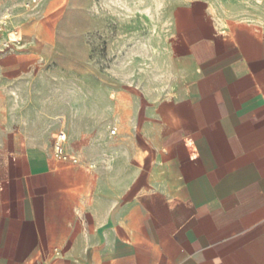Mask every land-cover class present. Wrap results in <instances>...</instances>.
Masks as SVG:
<instances>
[{
	"label": "crops",
	"instance_id": "obj_1",
	"mask_svg": "<svg viewBox=\"0 0 264 264\" xmlns=\"http://www.w3.org/2000/svg\"><path fill=\"white\" fill-rule=\"evenodd\" d=\"M168 1L170 87L114 83L88 121L36 103L42 47L0 54V264H264V29Z\"/></svg>",
	"mask_w": 264,
	"mask_h": 264
},
{
	"label": "rangeland",
	"instance_id": "obj_2",
	"mask_svg": "<svg viewBox=\"0 0 264 264\" xmlns=\"http://www.w3.org/2000/svg\"><path fill=\"white\" fill-rule=\"evenodd\" d=\"M169 4L168 0H59L50 11L40 0L13 15L21 42L0 54L22 55L42 47L36 52L46 57L35 66L36 103L50 105L56 110L52 115L63 111L71 122L88 121L92 106L104 104L103 91L114 83L116 88L130 82L148 90L170 87L171 63L165 50ZM230 7L236 20L264 29V2L232 0Z\"/></svg>",
	"mask_w": 264,
	"mask_h": 264
},
{
	"label": "built area",
	"instance_id": "obj_3",
	"mask_svg": "<svg viewBox=\"0 0 264 264\" xmlns=\"http://www.w3.org/2000/svg\"><path fill=\"white\" fill-rule=\"evenodd\" d=\"M40 0H29L23 6L24 10H28ZM14 16L4 15L0 18V52L9 49L11 46H16L21 42V34L13 24ZM113 134L114 131H111ZM67 136L63 130L58 131L52 139L53 158L59 162H65L72 165L83 164L87 169H93L94 166L81 161L76 155L67 152L66 149Z\"/></svg>",
	"mask_w": 264,
	"mask_h": 264
}]
</instances>
